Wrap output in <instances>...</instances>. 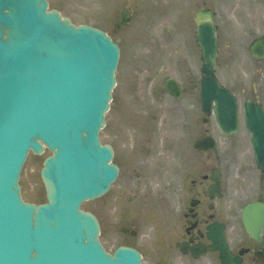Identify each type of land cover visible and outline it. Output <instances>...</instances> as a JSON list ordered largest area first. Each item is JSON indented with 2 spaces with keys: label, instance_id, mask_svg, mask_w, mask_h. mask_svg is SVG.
Here are the masks:
<instances>
[{
  "label": "water",
  "instance_id": "95a60500",
  "mask_svg": "<svg viewBox=\"0 0 264 264\" xmlns=\"http://www.w3.org/2000/svg\"><path fill=\"white\" fill-rule=\"evenodd\" d=\"M199 40L202 107L214 109L224 134L235 133L236 98L214 75L216 45L208 28ZM254 51L264 52V39ZM119 52L103 31L48 12L46 0H0V264H140L129 248L106 253L96 217L80 209L118 173L98 132ZM166 88L180 95L174 79ZM244 113L264 168V110L249 100ZM41 141L54 155L41 172L48 202L34 205L22 201L18 179L28 150L43 151Z\"/></svg>",
  "mask_w": 264,
  "mask_h": 264
},
{
  "label": "rangeland",
  "instance_id": "374dc122",
  "mask_svg": "<svg viewBox=\"0 0 264 264\" xmlns=\"http://www.w3.org/2000/svg\"><path fill=\"white\" fill-rule=\"evenodd\" d=\"M252 1L240 0L237 8L235 0L233 4L234 14H232V11L226 12L227 17L236 16L235 19H229L233 20V24L240 30L238 39L240 38L241 45L237 44L230 47V43L225 42L223 39L221 50L224 55L219 61L217 69V75L223 84L233 89L238 96L241 116L243 104L248 97L256 94L264 101V73H257L263 70L264 67L259 64L256 67H251L248 64L250 63L248 49L250 40L264 31V5L259 4V7H256L253 4L254 7L250 6L249 4H252ZM164 2L168 5L176 4V0L168 1V3L167 0H164ZM152 4L151 1L148 5L152 8ZM160 5L162 3L157 4V6ZM50 6L60 8L75 23H89L101 28L111 29L113 35L121 38L122 51L116 71L117 84L113 91L111 109L106 114V125L100 132L103 142L112 143L115 146V162L123 164V149L129 147L131 143H137L138 140H145L143 136H150L149 138L153 136H202L204 132L206 133V129L213 133V136H224L219 131L213 116H210L207 122L203 121L205 114L201 110L200 99L196 96V94L198 95V89L195 90V93L189 88L188 93L176 99L166 94L162 88L166 78L169 76L177 78V75L183 76L182 72L190 82H198L201 61L198 57L200 51L197 45H167L153 42V38L141 41L145 37H153L156 33V30L153 31L151 28L150 16L144 23V25H148L146 27L147 33L142 34L141 37L136 39L137 42H134L130 33L131 28L129 29L130 38L129 34H125L124 31L113 28L110 19L109 1L107 3L106 0H50ZM148 11L152 15L153 11ZM168 20L162 21L160 27L168 25ZM160 32L164 33L162 29H160ZM249 33L253 36H247ZM231 53H234L235 58H230ZM175 63L176 66H174ZM253 80L260 86V89L255 90V92L253 91ZM230 136H250L243 118L239 131ZM222 146L226 152L221 164L224 171V181L229 183L230 186L233 184L232 190L239 187L241 188L240 191L248 192L254 179L251 176L249 177L248 172L240 177L237 176L238 170L240 172L244 168L247 171V167L250 166L248 164V145L246 141L240 146L238 138H230L223 140ZM237 148L246 150V153L238 154L239 158L244 161V166L235 165L232 154L227 153V150L234 152ZM143 151L136 152L133 157L140 158ZM50 154L49 150L40 155L29 154L20 176L22 194L25 200L35 203L46 201V191L40 172L43 160ZM173 157L177 159L176 155ZM124 170L122 177L117 180L108 193L97 200L85 201L82 204L83 208L96 209L102 219L101 238L111 250L123 243L124 234L120 230L119 224L121 223V208L122 205H125L123 200L130 194L129 188H124L127 180L124 183L123 181L126 175H132L131 179L134 178L133 181L138 182L135 188V192H137L138 187L141 193V195L137 194L138 198L147 196L143 200L138 199L128 202L129 208L136 205L141 208V234L147 230L150 231V224L153 222V217L145 220V216L149 214L148 208L151 197L154 200L153 196H156L157 187L154 181L150 180L145 184V181L136 179L134 172L132 174L130 170ZM129 208L127 215L131 217ZM104 210L106 211L102 214ZM150 235L149 232V237Z\"/></svg>",
  "mask_w": 264,
  "mask_h": 264
},
{
  "label": "flooded vegetation",
  "instance_id": "af4514ba",
  "mask_svg": "<svg viewBox=\"0 0 264 264\" xmlns=\"http://www.w3.org/2000/svg\"><path fill=\"white\" fill-rule=\"evenodd\" d=\"M146 1L116 0L114 4L117 7H113L119 10L120 17L114 24L121 28L119 24L124 12L127 21L123 28L137 21L140 25L136 12L142 10ZM231 1L225 0L226 4L222 5V0H177L172 11L178 14L172 15L169 19L174 33L171 37L160 36L155 39L158 42L172 44L196 43L197 15L200 10H206L213 13L212 22L215 25L217 43L221 44L224 39L225 42L230 43V47L241 45L234 28V21L229 20L223 12L224 6L227 11L231 7L233 9ZM111 12L113 13L112 10ZM165 29L170 34V27ZM247 36L252 37L253 34L249 33ZM253 39L251 38V41ZM231 54L230 58H235L234 53ZM223 55L221 50L218 55L219 60ZM249 56L248 64L251 67H256L258 64L264 67V57L258 59L250 54ZM257 73H264V69ZM185 83H188L187 79ZM255 97V100H260L259 96ZM202 137L205 136H197L196 139ZM214 137L218 139L216 146L213 149L203 150L191 149L190 136H186L188 140L184 150V166L180 172L173 171L166 164L175 144L174 136H156L152 144L149 140L142 142L148 147L146 149L148 154L164 156L161 164L147 162L141 172H136L137 178L145 180V184L153 178L157 187L154 200L152 197L150 199L149 214L145 216V220L153 217L150 231L141 234L142 216L139 206L129 208L125 205L122 209L121 224L125 230L122 244L137 249L142 255L143 264H264V224L258 239L245 228L243 221V213L249 203H264V174L251 158L253 150L249 149L250 136L227 137L238 138L240 146L244 141L248 145L250 166L247 165V171L244 168L240 172L237 171L238 177L246 172L249 173V177L253 175L255 180L248 192L240 191L239 187L232 190L233 184L230 186L224 181L221 164L226 152L218 142V136ZM227 153L232 154L235 165H245L238 154L246 153V150L237 148L234 152L227 150ZM123 165L133 174L132 162L125 160ZM216 168L220 170L221 190L211 195L209 192L213 184L211 176ZM131 176L126 175V180H131ZM137 194L141 195L138 187L130 201L143 200L147 197L138 198ZM128 208L131 217L127 215Z\"/></svg>",
  "mask_w": 264,
  "mask_h": 264
}]
</instances>
